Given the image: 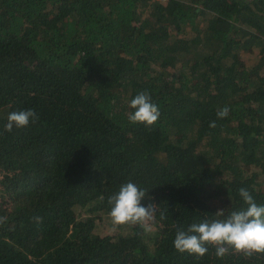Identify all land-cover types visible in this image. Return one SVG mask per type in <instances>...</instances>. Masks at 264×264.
Returning <instances> with one entry per match:
<instances>
[{"label":"trees","instance_id":"16d2710c","mask_svg":"<svg viewBox=\"0 0 264 264\" xmlns=\"http://www.w3.org/2000/svg\"><path fill=\"white\" fill-rule=\"evenodd\" d=\"M140 91L151 127L128 119ZM128 182L147 227L111 221ZM241 187L264 205V0H0V264H264L173 246Z\"/></svg>","mask_w":264,"mask_h":264},{"label":"clouds","instance_id":"9594fccd","mask_svg":"<svg viewBox=\"0 0 264 264\" xmlns=\"http://www.w3.org/2000/svg\"><path fill=\"white\" fill-rule=\"evenodd\" d=\"M133 109L129 116L132 124L143 123L148 127L155 125L160 118V110L152 101L151 95L140 91L130 101ZM230 109L225 106L218 110V118H226ZM5 130L11 132L14 128L22 129L39 120L34 109L19 110L9 113ZM215 126V121L210 124ZM146 191L135 183L128 182L120 186L117 194L109 199L112 205L109 216L114 225L141 224L148 226L156 212L157 205L142 204ZM246 208L232 211L225 219L203 220L192 223L187 230L179 228L173 241L174 248L180 253H189L203 257L208 253V245L215 247V254L223 258L232 249L246 257L254 254H264V205L257 204L251 193L244 187L239 189ZM217 215H223L219 210ZM6 218H0L3 223Z\"/></svg>","mask_w":264,"mask_h":264},{"label":"rangeland","instance_id":"374dc122","mask_svg":"<svg viewBox=\"0 0 264 264\" xmlns=\"http://www.w3.org/2000/svg\"><path fill=\"white\" fill-rule=\"evenodd\" d=\"M101 226H103V225H101Z\"/></svg>","mask_w":264,"mask_h":264}]
</instances>
